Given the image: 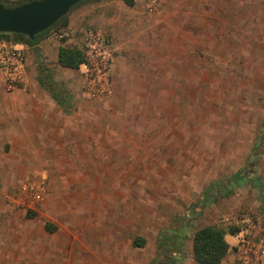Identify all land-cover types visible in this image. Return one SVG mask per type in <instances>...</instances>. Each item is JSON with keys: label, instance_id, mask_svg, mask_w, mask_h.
Masks as SVG:
<instances>
[{"label": "rangeland", "instance_id": "obj_1", "mask_svg": "<svg viewBox=\"0 0 264 264\" xmlns=\"http://www.w3.org/2000/svg\"><path fill=\"white\" fill-rule=\"evenodd\" d=\"M107 1L113 33L101 7L80 28L111 49L105 95L42 51L25 85L0 70V264L185 261L200 228L264 224V0H85L39 39Z\"/></svg>", "mask_w": 264, "mask_h": 264}, {"label": "built area", "instance_id": "obj_2", "mask_svg": "<svg viewBox=\"0 0 264 264\" xmlns=\"http://www.w3.org/2000/svg\"><path fill=\"white\" fill-rule=\"evenodd\" d=\"M59 37L72 36L71 30H62ZM84 62L80 65L84 71L85 91L83 96L100 97L110 88L113 56L109 45L95 32L84 34ZM0 70L4 85L13 89L25 85L27 81V63L24 50L18 44L0 43ZM231 250L235 253L233 264H264V224L252 223L239 233L227 234Z\"/></svg>", "mask_w": 264, "mask_h": 264}, {"label": "crops", "instance_id": "obj_3", "mask_svg": "<svg viewBox=\"0 0 264 264\" xmlns=\"http://www.w3.org/2000/svg\"><path fill=\"white\" fill-rule=\"evenodd\" d=\"M116 5H114V3L111 1H107V2H103V3H100V4H87L86 6H83L81 9H78L76 10L75 12L71 13L67 19V23H68V28H72L76 33H80L81 32V35L80 37L78 38V40L75 42V40L72 38V39H68L66 42H64L63 44H59L58 42V39L55 35H51V36H44L42 39H39L37 38L35 43L33 45H29L27 43H20L18 44L21 48H23L24 50V57H25V60H26V63H27V69H28V66L32 63V55H31V52L32 53H36L37 54V51H42L44 54H46V56L50 59L51 62H53L54 65L62 68V69H67V68H63L61 67L60 65H58L57 63V57H58V50L60 47H67V48H71V49H77V50H80L81 52L83 51V48H84V34L86 33L84 31V29H80L81 28V23L84 21L85 17L88 16V14L91 12H93L94 10H96L97 8L101 7L100 10H105V14L104 16L106 18H104L105 20L104 21V24H100V20L98 17L94 16L92 17V19L90 20V22L88 24H90V26H95V27H98L99 29L103 30L102 28H105V32L106 33H113V28L115 23H116V20L118 19V16L120 13H114L116 8H115ZM111 12H113L114 14H111ZM66 16V15H65ZM89 26V27H90ZM87 30H92L93 32H95L96 34H99L101 35V31L99 30H95L94 27H91L90 29ZM79 28V29H78ZM70 30V29H68ZM103 32V33H105ZM102 37V36H101ZM103 38V37H102ZM68 44L69 46H65V44ZM71 44H73V46H71ZM59 45V46H58ZM31 50V52H30ZM114 50V49H113ZM39 55V54H37ZM51 67V66H50ZM81 66H79L78 68V71L80 69L81 71ZM67 70H71V71H76V69H67ZM79 71V73H80ZM80 79V78H79ZM27 83V81H26ZM54 109H53V112H54V118L56 120H60V117H61V109L60 107H57L56 105H54ZM63 116V114H62ZM57 146V145H54V147ZM61 148H63L62 146H60ZM59 148V147H58ZM56 150H54L53 152H56ZM140 240H142L143 244L141 247H138V249H141L145 246V239H136V243L137 242H140ZM229 237L226 236L225 237V241L227 243H230L229 241ZM229 251L227 252L226 256L224 257V259L221 261L220 264H233L234 263V259H235V253L233 250H231V246H229ZM152 252L150 253V257L148 258V261L151 262L152 260H154L156 257H158V253L156 252V245H153L152 246ZM169 257H172L170 254H169ZM82 263L81 264H86V261L85 259L81 260ZM172 264H182V262H185V264H195L194 262V259H193V255H192V250L190 252V255H187L186 256V260L183 261L182 259H180L178 262L175 261V260H172ZM171 261H168V262H165L164 264H170ZM68 264H70V260L68 259ZM100 264L101 261H100Z\"/></svg>", "mask_w": 264, "mask_h": 264}, {"label": "trees", "instance_id": "obj_4", "mask_svg": "<svg viewBox=\"0 0 264 264\" xmlns=\"http://www.w3.org/2000/svg\"><path fill=\"white\" fill-rule=\"evenodd\" d=\"M37 1V0H20L14 6H20L28 2ZM85 1V0H83ZM79 2L78 4L82 3ZM130 1V0H129ZM132 2H130L131 4ZM76 4V5H78ZM0 5L4 7L12 8L13 6H7L0 2ZM75 5V6H76ZM74 6V7H75ZM72 9V8H71ZM65 19V16L62 17L57 23H55L51 28L47 29L41 34H38L34 37L33 40H29L23 35L20 34H0V36L12 35L14 37L15 44L27 43L33 45L37 38L40 35L46 34L51 29L55 28L57 25ZM84 62L83 53L77 49H71L67 47H60L58 50L57 63L63 68L67 69H78L79 66ZM228 234H234V231H230ZM227 233H224L220 229L215 227H203L198 229L192 239V255L195 264H220L221 261L226 256L229 251V246L225 241V236ZM143 244L142 240L136 243V246L141 247ZM173 261L170 262L172 264Z\"/></svg>", "mask_w": 264, "mask_h": 264}, {"label": "water", "instance_id": "obj_5", "mask_svg": "<svg viewBox=\"0 0 264 264\" xmlns=\"http://www.w3.org/2000/svg\"><path fill=\"white\" fill-rule=\"evenodd\" d=\"M83 0H37L17 7L0 5V34H20L33 40Z\"/></svg>", "mask_w": 264, "mask_h": 264}]
</instances>
